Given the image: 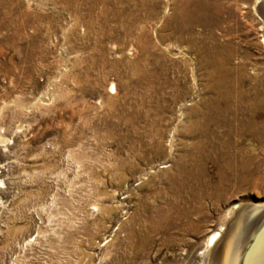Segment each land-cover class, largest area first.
Instances as JSON below:
<instances>
[{"label": "rangeland", "instance_id": "obj_1", "mask_svg": "<svg viewBox=\"0 0 264 264\" xmlns=\"http://www.w3.org/2000/svg\"><path fill=\"white\" fill-rule=\"evenodd\" d=\"M184 1L0 0V264H221L264 206V142L209 124L251 155L221 177L190 131L216 95L198 49L224 44L231 89L264 92V9L216 0L174 32Z\"/></svg>", "mask_w": 264, "mask_h": 264}, {"label": "bare ground", "instance_id": "obj_2", "mask_svg": "<svg viewBox=\"0 0 264 264\" xmlns=\"http://www.w3.org/2000/svg\"><path fill=\"white\" fill-rule=\"evenodd\" d=\"M211 4L214 8H216V6L218 7V3L216 0H185L181 5V8H178L179 11L176 14V17L181 25H179L177 29L175 27L174 32H189V30L193 27V24L199 22L200 14L202 12H208V10L212 8ZM257 4L259 11H261V8L264 9V0H257ZM212 10L215 11V9ZM261 12L264 17V12ZM115 14H117V12ZM201 15H203V13ZM217 46L218 47L215 50H205L197 48L198 52L202 55V64L205 67L207 79L210 80L207 88L211 89L212 87H214V92L216 93V95L205 100V103L203 104L205 105V110L201 112V114L198 113L199 110L197 108L191 110L193 112H197V115L195 120L192 119L194 120L191 127L192 130L190 128L189 129L192 133L197 131L199 135L201 134L203 136V138L200 137L202 138L200 141H197L198 143L196 145V148L200 153L201 151L203 152L204 149L208 150V153L206 152L208 154L206 155V157L209 155L212 156L213 161H215V163L218 165V174L222 177V173L225 170L234 169V166H236L235 161L240 160L241 163L247 162L250 160L251 155L247 154L244 149L238 148V143L231 140V136L233 135V128L230 129L228 134H224V139L221 140L222 142H219V140H216L219 138H216L215 133L213 134V132H211L212 130L210 131L209 124L218 123L219 125L224 127V125H227L229 123L228 126L235 125V127L239 130L238 132L234 131L238 135L242 136L243 134H251L259 141L264 142V122L258 123V121L256 120L260 112H264V92L256 91L250 94L236 89V91L232 90L230 83H228L230 78V69L226 66V63L229 61L230 51L224 44ZM141 65H139L138 63H134L133 67L138 74L140 73L141 76L144 75L145 77V75H148L149 73L146 72V69L144 68L145 66ZM192 116L194 115L192 114ZM192 156L196 157L195 155ZM195 159L198 158H194V161ZM199 162L201 163L197 164L198 166H195L194 171L185 172V174L188 173L193 177L198 172H203L205 169L204 162ZM181 169L183 168H180L179 171H181ZM196 177L200 178L198 176ZM203 179H198L200 185L211 187L210 181ZM213 186L215 188H219L220 184L216 183ZM233 220L237 222L232 229V237L229 240H226V249L224 251L221 264H264V206L262 205L254 209L246 208L240 210L237 213V217ZM232 221L231 223L234 222ZM210 240H214L213 235L210 236ZM222 241L223 239L221 240L220 238L219 240L214 242L216 247L221 245ZM209 244L211 245V242Z\"/></svg>", "mask_w": 264, "mask_h": 264}]
</instances>
